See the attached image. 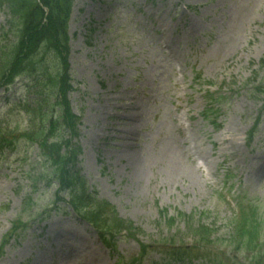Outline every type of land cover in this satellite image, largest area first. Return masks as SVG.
I'll use <instances>...</instances> for the list:
<instances>
[{"label": "rangeland", "instance_id": "rangeland-1", "mask_svg": "<svg viewBox=\"0 0 264 264\" xmlns=\"http://www.w3.org/2000/svg\"><path fill=\"white\" fill-rule=\"evenodd\" d=\"M5 17L0 5V38ZM67 33L78 168L113 213L96 212L98 226L79 217L56 183L31 180L34 148L6 155L0 264H159L193 244L180 213L215 230L216 246L197 252L264 264V0H73ZM6 95L0 86V123L18 143L28 117ZM231 198L240 254L225 237ZM119 220L130 234L110 232Z\"/></svg>", "mask_w": 264, "mask_h": 264}, {"label": "trees", "instance_id": "trees-1", "mask_svg": "<svg viewBox=\"0 0 264 264\" xmlns=\"http://www.w3.org/2000/svg\"><path fill=\"white\" fill-rule=\"evenodd\" d=\"M0 2L7 6L9 13L5 40L0 46V85L18 79L24 93L35 95L33 111L37 113L38 122L33 124L34 116L31 119L33 123L29 121L30 136L39 142L43 158L49 165L48 174L56 178L65 191L84 195L85 182L74 183L72 175L75 173L68 168L75 160V148L68 145L63 136L70 134L71 140L78 131V120L69 114L66 92L62 88L67 72L66 19L72 0ZM49 134L55 135L51 144H47ZM72 203L76 208V202ZM201 234L204 233H197ZM206 237L207 234L204 239Z\"/></svg>", "mask_w": 264, "mask_h": 264}]
</instances>
